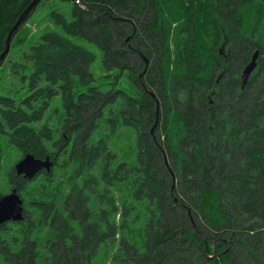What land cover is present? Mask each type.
I'll return each instance as SVG.
<instances>
[{"label": "trees", "instance_id": "trees-1", "mask_svg": "<svg viewBox=\"0 0 264 264\" xmlns=\"http://www.w3.org/2000/svg\"><path fill=\"white\" fill-rule=\"evenodd\" d=\"M31 1L0 0V54ZM42 1L0 60V137L53 165L8 169L0 264H264V0H65L25 46Z\"/></svg>", "mask_w": 264, "mask_h": 264}, {"label": "rangeland", "instance_id": "rangeland-1", "mask_svg": "<svg viewBox=\"0 0 264 264\" xmlns=\"http://www.w3.org/2000/svg\"><path fill=\"white\" fill-rule=\"evenodd\" d=\"M71 2L65 0H44L41 4L36 8V10L29 16L26 23L22 26L21 30L18 32L19 39L24 40L25 46L30 42H35L36 38L40 36L44 31L47 30H55L60 31V29L52 23L48 15L51 11L55 10L57 12H62L65 14L67 19H69V12L71 9ZM73 41L78 44L85 46L86 48L92 50L96 54V60L93 64V69H96L97 73L100 74L101 71L98 68L100 64L101 58V51L96 44L90 43L86 40H83L77 36L68 35ZM28 45V44H27ZM17 48H11L7 55L10 58L11 63L15 60H19L17 54ZM9 59H7L8 61ZM8 72V71H6ZM12 76L8 74L1 84H6L7 82H12ZM15 81V80H14ZM20 151L13 145L7 142V138L5 136L0 137V194L4 195L8 193L11 189L10 186L5 185L6 183V173L8 169L14 168L16 162L21 158ZM118 215L116 216V220H118ZM115 249V245L105 246L104 251L105 253L111 254ZM98 261L100 262L101 259L99 258ZM88 263V262H87ZM89 264H96L95 262H91ZM105 264H108L106 262Z\"/></svg>", "mask_w": 264, "mask_h": 264}, {"label": "water", "instance_id": "water-1", "mask_svg": "<svg viewBox=\"0 0 264 264\" xmlns=\"http://www.w3.org/2000/svg\"><path fill=\"white\" fill-rule=\"evenodd\" d=\"M41 0H32L27 7L18 15L16 22L6 36V48L0 54V60L2 61L9 51V40L11 35L18 29V27L26 20L30 12L39 4ZM74 1V0H71ZM259 51L256 49L249 62L243 67L240 74V85L243 88L248 80L250 74L254 71L257 65V57ZM53 162L49 156L44 159L35 157L32 154H25L16 162L14 170L18 175H21L25 179H32L41 170L49 171ZM23 219V200L16 188L4 194H0V224L7 221H21ZM89 264V263H86Z\"/></svg>", "mask_w": 264, "mask_h": 264}]
</instances>
